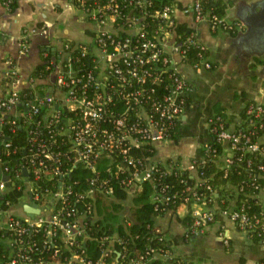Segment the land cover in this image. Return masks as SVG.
I'll list each match as a JSON object with an SVG mask.
<instances>
[{"label":"built area","instance_id":"obj_1","mask_svg":"<svg viewBox=\"0 0 264 264\" xmlns=\"http://www.w3.org/2000/svg\"><path fill=\"white\" fill-rule=\"evenodd\" d=\"M11 1L5 0V4L9 6ZM75 3L84 11L87 20L96 25L94 47L85 42H65L59 57L57 54L45 59L43 65L47 73L30 75L26 87H32L33 95L28 100L22 99L23 88L6 86L9 80L11 83L18 81L17 69L9 73L0 72V135H5L4 124H10L12 130L15 129L17 116L25 117V124L32 126L30 147L25 148L30 165H23L15 174L26 182L22 201L0 211V240L8 249L7 258L0 259V264H119L103 258L92 261L85 255L84 249H74L71 257L62 262L38 255V234H42L45 243L60 238L66 244H73L77 236H87L83 219L90 207L87 204L88 208L86 206L81 211L77 202L94 197L96 191L103 194L113 191L108 178L94 175L90 178L91 186L85 192L75 191L72 184L66 181L72 167H62V156L72 165L81 162L93 171H97L100 158L119 157L122 160L119 169L131 168L126 171L128 176L124 182L128 190L135 193L142 188L144 181H154L157 167L153 162L142 163L139 158H134L128 153L129 149L148 142L162 155L161 151L169 142L180 138H174L173 128L186 114L192 84L181 72L176 59L177 54L184 59L186 49L177 41L175 33V15L179 5L168 3L149 12L148 0H129L133 9L139 10L136 13L134 10L125 11L116 0H110L105 6L91 4L87 0H75ZM104 7H108V11ZM183 8L191 12L196 21L208 18L213 29L223 19L216 14L204 13L201 0H194ZM148 15L159 21L151 34L147 29ZM193 29L188 40L205 48L197 29ZM76 47L80 48L81 55L90 57L88 66L75 68L71 51ZM28 49L29 43L24 41L22 51ZM201 61V67L212 68L213 64L207 56ZM50 76H55L51 84L37 82ZM20 103L28 107L27 112L19 108ZM263 103L254 101L249 105L247 130L230 129L221 115H211L208 119L211 138L204 143L206 156H215L217 161L230 166L235 149L250 151L260 155L258 167L264 173V140L255 138V128L264 127ZM43 106H47L48 110L42 117L36 118ZM213 137L222 146L219 153L216 147L209 144ZM62 145L66 147L64 151L55 149ZM4 149L11 153L9 140H6ZM204 152L200 157H205ZM196 158L193 157L190 163L181 158V167L194 171L198 164ZM48 161L54 163L49 165ZM1 165L0 160V173L5 172L2 177L0 175V196L14 183L10 167L1 168ZM24 168H27V174ZM30 173H33V178H30ZM6 174L8 179L4 178ZM42 176L55 179L57 186L53 183L41 188L36 179ZM167 187L162 186V190ZM255 196L262 207L253 213L244 210V205L240 209L233 206L222 208L212 195L198 191L185 196V204H197V208L192 210V231L208 228L216 220L217 213L221 212L248 233L254 230L264 233V196L261 193ZM169 198L167 194L162 197L165 200ZM26 204L40 211L31 214L25 209ZM224 230L220 234L226 239ZM77 246H80L79 243ZM58 251L59 248L55 249L54 255Z\"/></svg>","mask_w":264,"mask_h":264},{"label":"trees","instance_id":"obj_2","mask_svg":"<svg viewBox=\"0 0 264 264\" xmlns=\"http://www.w3.org/2000/svg\"><path fill=\"white\" fill-rule=\"evenodd\" d=\"M89 3H99L105 6L110 0H87ZM119 5L128 10H134L139 13L138 9L128 3L129 0H116ZM16 0L10 2L9 7H16ZM168 3L181 4L177 0H148L147 7L153 12L154 10L163 8ZM202 10L205 13L216 14L223 18L218 27L227 30H234L235 23L227 21L224 15L228 1L224 0H201ZM108 11V7H104ZM147 29L150 34L157 27L158 19L148 15L146 19ZM194 32V29L186 23L177 22L175 26L176 39L185 49L184 60L191 63L195 68L202 66V57H208L207 48H203L200 43H194L188 40V37ZM94 33V31H93ZM76 44L77 42H71ZM74 56L75 68H82L89 65V56L81 55L80 48H74L71 51ZM58 54V52L56 53ZM59 57V56H58ZM211 61V60H210ZM43 64L38 65L33 71V75L47 73ZM33 95L32 87H24L21 90L22 99L28 100ZM252 102H249L244 112L243 124L236 128L237 130H247V109ZM190 104V97H189ZM19 108L28 111V107L20 103ZM264 106V103H263ZM48 110L47 106H43L41 112L36 118L43 116ZM224 118L225 125L226 119ZM13 118L12 115H8ZM264 116V113L263 115ZM264 118V117H263ZM17 123L14 125L4 124L3 131L5 135H0V160L1 168L8 165L9 173L14 183L0 196V211L6 210L12 204H19L23 197V188L25 180L16 177L18 171L23 165L28 164V154L25 148L30 147V127L25 124V117L17 116ZM183 120H181L173 128L174 138H179L183 133ZM255 138H261L264 135V127L257 126L255 128ZM6 140L11 142V153L5 151ZM212 147H216L218 153L222 151V146L214 137L209 142ZM16 149V150H15ZM55 149H66L64 145L57 146ZM29 150V149H28ZM134 158H139L142 163L153 162L157 167L154 174V181H144L142 188L135 193H131L124 179L127 178L128 169H119L118 165L122 161L119 157H102L97 161V171H93L84 163L78 162L75 165L64 161L62 156V167L71 165V174L67 177V182L72 184L75 191L85 192L90 186V178L92 175L97 178H108L109 184L113 191L109 194L95 192L94 197H87L77 202V206L83 211L87 204L90 207L88 213L84 215L83 224L86 229L87 236L81 235L76 237L73 244H66L62 239L55 238L53 242L45 243L42 234H38L36 238L39 240L38 245L40 252L38 255L44 259H51L55 262L66 261L71 257L74 249L85 250V255L92 261L103 258L106 261H117L119 264H200L197 261L185 258L175 252L172 241L168 237L166 231L160 224V218L169 211H175L184 204V198L194 191L206 195H212L218 204L222 207L233 206L240 209L244 205V210L250 213L258 212L262 203L255 196L261 193L264 196V173L258 167L260 163V155L250 151L235 149L234 161L230 166H225L221 160L217 161L215 156H206L196 158L198 160L197 167L194 171L182 168L180 165L181 156H162L158 149L151 143L145 142L139 146H132L128 152ZM124 159V157H122ZM49 165L54 163L48 161ZM126 164L133 167L132 163L126 161ZM70 167V168H71ZM167 169L169 171H167ZM5 173V172H4ZM4 173H0L1 177ZM33 178V173H30ZM36 182L41 188L55 183V179H48L44 176L37 178ZM168 185L166 190H162V186ZM213 191H212V189ZM170 196L168 200L162 199L163 195ZM158 195V197H154ZM87 206V208H88ZM209 206V205H208ZM212 206V204H210ZM182 220L191 228L194 216L191 212L182 217ZM249 235L255 238L264 237V233L259 231H250ZM35 236V235H34ZM81 246H77V244ZM59 248L58 254L54 255L55 249ZM172 254L165 256V254ZM8 249L0 240V259H6Z\"/></svg>","mask_w":264,"mask_h":264},{"label":"crops","instance_id":"obj_3","mask_svg":"<svg viewBox=\"0 0 264 264\" xmlns=\"http://www.w3.org/2000/svg\"><path fill=\"white\" fill-rule=\"evenodd\" d=\"M11 9L0 0V72L17 69L18 81L6 86L22 89L38 65L50 55L61 54L64 43L85 42L94 47L96 25L87 20L75 0H16ZM181 6L175 18L196 28L208 50L212 68H195L176 55L181 72L192 84L190 104L182 116V136L169 142L163 156L178 154L185 163L204 152L210 140L208 119L221 113L227 127L236 129L244 122L247 104L264 102V0L228 1L227 21L234 30L213 29L208 18L196 21L183 7L194 0H177ZM175 39V38H174ZM24 41L29 49L22 51ZM55 76L39 79L52 83ZM9 87V88H10ZM264 140V135L261 137ZM197 204H181L169 211L160 224L179 255L200 264H261L264 261V237L255 238L239 228L237 222L221 212L205 229L191 232L182 220ZM227 239L221 236V231Z\"/></svg>","mask_w":264,"mask_h":264},{"label":"water","instance_id":"obj_4","mask_svg":"<svg viewBox=\"0 0 264 264\" xmlns=\"http://www.w3.org/2000/svg\"><path fill=\"white\" fill-rule=\"evenodd\" d=\"M24 172H25V174H27V168H24ZM4 178L8 179L9 175L8 174L4 175ZM25 209L31 214L38 213L40 211L39 208L32 206V205H29V204L25 205Z\"/></svg>","mask_w":264,"mask_h":264}]
</instances>
